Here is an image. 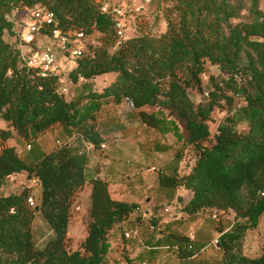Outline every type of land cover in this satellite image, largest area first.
Masks as SVG:
<instances>
[{
    "label": "trees",
    "instance_id": "16d2710c",
    "mask_svg": "<svg viewBox=\"0 0 264 264\" xmlns=\"http://www.w3.org/2000/svg\"><path fill=\"white\" fill-rule=\"evenodd\" d=\"M107 0H0V264H107L109 236L125 223L141 238L143 224L151 231L155 215L143 221L133 216L139 206L112 199L109 183L89 177L88 155L63 145L36 163L21 158L7 143L14 137L30 146L40 136L61 126L102 152L104 143L96 118L79 119L81 91L102 104L128 103L139 110L146 127L172 134L176 149L159 175V195L184 189L192 199L181 208L190 216L219 215L232 211L235 223L216 247L222 264H264V253L245 257L241 244L248 230L264 216V9L261 0H159L165 29L120 40L112 17L101 13ZM46 7L55 19L50 28L81 31L89 39L86 53L75 60L69 78L78 87L75 99L59 92L58 77L41 78L23 62L17 16ZM100 34L98 44L93 43ZM15 38L13 42L6 35ZM226 78L211 75L208 67ZM112 75L103 90L94 89L97 78ZM202 97L193 101L191 93ZM87 102V100H86ZM147 109L150 110L147 111ZM226 115L211 133L213 113ZM6 124V129L1 128ZM162 124L164 127L162 128ZM189 150L194 164L187 174L181 165ZM25 172L37 180L42 193L28 189L4 195L8 179ZM91 185L87 236L77 251L69 249L68 229L76 197ZM36 208L53 232L43 250L33 239ZM157 232V231H155ZM125 232L121 229L124 242ZM171 249L191 258L192 241L172 236ZM131 240V239H130ZM169 248V247H168ZM185 256V257H184Z\"/></svg>",
    "mask_w": 264,
    "mask_h": 264
},
{
    "label": "crops",
    "instance_id": "0c3cea01",
    "mask_svg": "<svg viewBox=\"0 0 264 264\" xmlns=\"http://www.w3.org/2000/svg\"><path fill=\"white\" fill-rule=\"evenodd\" d=\"M105 77L110 79V83L112 82V75H107ZM1 128L6 129V124L1 123ZM100 134L104 137L101 132ZM80 139L81 138L75 132H67L61 126L57 125L51 131L40 136L30 146L17 137L10 140L7 145L9 147H15L20 157L27 162L36 163L43 155L49 154L60 147L59 142H62L63 145L71 146L75 151L82 152V144L84 142ZM35 144H37V147H35ZM131 150L136 153L135 149ZM102 152L97 153L102 154ZM95 159L97 160V157L95 152H93L87 164L89 177H99L107 181L109 183V192L113 200L124 202L126 204L138 205L139 210L133 214V216L139 215L142 217L143 221L150 218L149 216L151 213L148 209H156L159 206L168 204H174L181 209L192 199V193L184 189H178L174 193H167L166 197H164L159 195V192L158 194H152V191H155L154 187L146 189V186L143 185L145 189L143 187L141 189L138 184L130 181L126 182L122 177L115 178L108 173L103 174L102 172L96 174V172H93L96 170V166H92L91 163V161ZM24 189H28L32 196L36 191H40V195L42 193L40 182L37 180H29L25 172L10 177L1 189V193L4 195H9L11 193L19 194ZM181 190L191 195L190 200L182 202L179 195ZM149 192L151 195H147ZM149 196L151 199L149 203H147L146 199ZM143 203H145V205ZM90 205L91 185L87 182L83 190L76 197L72 218L69 224L68 244L69 249L72 251H77L80 244L87 236V218ZM83 209L86 210L84 211ZM230 212L232 211L221 213L220 215H222L223 218L220 219V221L219 219L215 220L213 218L215 216L211 215L199 214L196 216H190L185 212H181L173 219H164L161 221L158 219V225L156 226L158 233H149L136 240L132 237L128 242H124L121 235V229L125 226V223L119 224L110 232L109 243L111 245L113 242L114 247H110V252L106 258L107 264H141L144 263L141 262V258L143 257L152 261L162 260L164 264H222V251L213 244L216 239L231 231L235 223V214L232 212L233 217L228 216V213ZM37 218L38 216L35 215L33 222V239H35V233L37 231ZM45 233L46 236H41L40 243H46L47 239L53 237V232L50 227H45ZM136 236L137 234L135 237ZM172 236L187 237L192 241L194 248L195 246H199L200 250L191 258H181L174 254L178 258L175 259L174 257L161 253V250L168 249L169 247L163 246L166 245L163 243H167L169 239L172 240ZM212 248H214L215 251L211 254L210 249ZM241 248L243 255L248 258H257L264 253V216L261 218L256 229H251L246 232Z\"/></svg>",
    "mask_w": 264,
    "mask_h": 264
},
{
    "label": "rangeland",
    "instance_id": "374dc122",
    "mask_svg": "<svg viewBox=\"0 0 264 264\" xmlns=\"http://www.w3.org/2000/svg\"><path fill=\"white\" fill-rule=\"evenodd\" d=\"M159 0H107L109 4L126 7L127 18L125 20V38L135 37L141 32H151L157 34L165 29V23L162 17V10L159 8ZM261 7L264 9V0H261ZM27 19L25 14H19L17 16L15 32L17 35H21L25 31L24 23ZM100 34L96 33L92 38L93 43L98 44L100 41ZM8 42H13L15 38H12L8 34L5 36ZM61 66L64 69H73L75 66L74 61H67V59L61 62ZM213 75L219 78H226L225 73H221L218 68L209 66L208 72L204 77V86L208 83V78ZM110 84V79L108 77H101L94 82V89L97 91L103 90L105 85ZM84 82H81L78 87L76 85L72 86L69 96L67 99H75L77 90H79ZM90 92V88L86 87L81 91L82 98L81 107L79 109V119L82 118V122H86L88 119L96 118L97 126L100 132L103 134L105 148L102 149L101 153H95L97 160H92V166H96V170L93 172L96 174L102 172L103 174L108 173L115 178H124L126 182L130 181L132 183L138 184L139 187L147 188L154 187L155 191L152 194H158L159 186V175L160 172H166L165 166L168 164L175 152V138L172 134L162 135L157 129L146 127L142 124L140 120L139 110L132 108L128 103L123 105H112V104H102L99 100L90 99L85 97L86 93ZM193 101L199 103L202 101V97L195 92L191 93ZM87 100V102H86ZM147 111L150 112L149 109ZM226 114L216 110L213 113L215 122L211 125V133L214 134L216 127L220 121L224 118ZM162 128L164 125L162 124ZM82 141V139H80ZM60 146H63L62 142H59ZM37 147V144H35ZM82 150L88 154L89 159L93 152H87V149L82 144ZM135 149V152L133 150ZM88 159V160H89ZM194 164L193 151L189 150L184 162L181 165V173L187 174L190 172ZM143 183V184H142ZM145 189V188H144ZM147 195H151L149 192ZM182 202L188 201L191 198L189 193L181 190L179 193ZM36 204H38V199L40 198V191L33 193ZM151 197L146 199L149 203ZM145 205V203H143ZM154 205V204H153ZM176 205H162L156 209H148L150 213L155 215L156 219H173L176 215H179L182 211ZM84 211L86 209H83ZM146 210V209H144ZM168 211V212H166ZM38 216L36 222L37 231L35 233L34 242L38 250H43L49 240L46 243H40L41 236L45 237V227H49L46 220L41 213H36ZM215 220L220 221L223 218L222 215H214ZM228 216L233 217L232 212L228 213ZM222 222V220H221ZM122 230L128 232L131 236L135 237L136 233L132 228L123 226ZM149 233L156 234L157 232L150 231L146 224H143L141 229V237L148 235ZM220 238L216 239L219 241ZM172 240H168L167 243H163L169 246L168 249L161 250V253L174 257L178 259L174 254V250L171 249L173 246ZM110 247H114L112 242ZM200 250L199 246H195L194 252ZM215 251L214 248L210 249V253ZM141 262L146 264H164L162 260L152 261L148 258H141ZM191 264V263H186Z\"/></svg>",
    "mask_w": 264,
    "mask_h": 264
},
{
    "label": "built area",
    "instance_id": "2783aa9c",
    "mask_svg": "<svg viewBox=\"0 0 264 264\" xmlns=\"http://www.w3.org/2000/svg\"><path fill=\"white\" fill-rule=\"evenodd\" d=\"M101 13L112 17L117 37L125 40V20L127 11L124 5L117 6L105 2L101 6ZM55 19L54 14L46 7L38 8L29 13L24 23L25 31L19 35V49L25 65L35 70L43 78L58 77L60 79L59 92L69 96L73 82L69 78L71 69H64L61 62L75 61L82 57L87 51L89 39L81 31H63L53 28L43 33V30L50 28ZM87 152H93L94 146L84 142ZM102 149L105 145H102ZM88 155L85 151L80 155ZM28 203L35 207V201L30 198ZM168 212V211H166ZM154 216L151 214L149 217ZM151 231H157L155 226H151ZM133 236L125 234V239L130 240ZM218 241L213 245H217ZM146 264V263H141Z\"/></svg>",
    "mask_w": 264,
    "mask_h": 264
},
{
    "label": "water",
    "instance_id": "95a60500",
    "mask_svg": "<svg viewBox=\"0 0 264 264\" xmlns=\"http://www.w3.org/2000/svg\"><path fill=\"white\" fill-rule=\"evenodd\" d=\"M35 210H36V212H39V208H36Z\"/></svg>",
    "mask_w": 264,
    "mask_h": 264
}]
</instances>
